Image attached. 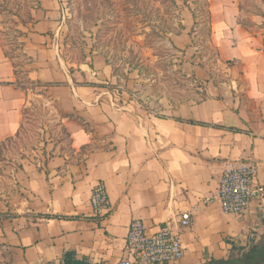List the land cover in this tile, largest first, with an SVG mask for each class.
Listing matches in <instances>:
<instances>
[{
    "label": "crops",
    "instance_id": "obj_1",
    "mask_svg": "<svg viewBox=\"0 0 264 264\" xmlns=\"http://www.w3.org/2000/svg\"><path fill=\"white\" fill-rule=\"evenodd\" d=\"M208 1L209 42L224 77L217 79L198 57L192 45L195 17L184 0H176L183 28L169 38L181 54L177 69L200 98L181 102L165 116L131 97L136 80L121 84L100 51L89 49L85 60L70 63L57 35L60 1L38 0L23 39V51L31 57L28 77L51 84L47 100L63 114L81 116L92 132L65 120L76 153L55 155L46 164L28 161L15 172L35 213L71 217L0 219V264H59L66 251L94 264H116L126 255L135 219H142L149 233L167 223L179 232L185 255L177 264L228 258L234 246H248L264 234V201L253 202L240 216L206 201L217 193L230 160L255 163L264 185V36L240 22V0ZM16 81L0 39V143L14 136L23 120L28 94ZM89 144L95 149L79 158L78 151ZM46 148L51 152L54 146ZM99 182L111 210L105 218L94 217L91 205ZM185 211L192 224L181 229L177 221Z\"/></svg>",
    "mask_w": 264,
    "mask_h": 264
},
{
    "label": "rangeland",
    "instance_id": "obj_2",
    "mask_svg": "<svg viewBox=\"0 0 264 264\" xmlns=\"http://www.w3.org/2000/svg\"><path fill=\"white\" fill-rule=\"evenodd\" d=\"M59 1L57 16L61 21L57 27L58 41L70 63L85 60V51L89 49L100 51L122 81L121 84L128 79L136 80L131 97L159 115H169L170 110L187 99L200 98L191 81L177 69V56L181 54L173 49L168 36L153 33L162 22L169 24L179 18L172 13L173 7L169 4L163 5L155 0ZM200 4L197 0L190 1L191 8L202 17L199 18L192 45L198 48L197 54L203 63L213 67L217 79H222L224 65L217 60L216 48L209 42L207 8L199 9ZM38 6V0H0V39L17 65L20 80L25 86L31 84L25 73L28 56L22 52V45ZM240 9V22L252 33L264 36V0H240ZM153 26L156 27L154 31ZM42 89L28 91L26 106L31 111H28L25 120L22 140V146L28 149L25 151L26 158L20 159L21 151L11 146L4 154L10 161L0 163L3 172L0 174V219L42 215L32 210L27 202L29 193L23 191L14 179L15 172L19 170L17 164L28 161L41 164L44 162L42 149H47V144L57 146L56 151H59L67 143L66 140L58 142L63 135L56 127L57 111L49 100L38 94ZM100 145V142L95 143V147ZM66 154L74 155L70 151ZM78 154L79 158L84 156L83 153Z\"/></svg>",
    "mask_w": 264,
    "mask_h": 264
},
{
    "label": "built area",
    "instance_id": "obj_3",
    "mask_svg": "<svg viewBox=\"0 0 264 264\" xmlns=\"http://www.w3.org/2000/svg\"><path fill=\"white\" fill-rule=\"evenodd\" d=\"M257 200L264 201V185L257 180V165L238 159L226 162L217 193L206 201H217L224 212L240 216ZM91 205L94 215H103L110 210L105 186L101 182L92 190ZM177 224L181 229L189 228L192 214L182 212ZM184 255L181 236L171 224L149 233L143 220L135 219L129 228L126 255L116 264H177Z\"/></svg>",
    "mask_w": 264,
    "mask_h": 264
},
{
    "label": "trees",
    "instance_id": "obj_4",
    "mask_svg": "<svg viewBox=\"0 0 264 264\" xmlns=\"http://www.w3.org/2000/svg\"><path fill=\"white\" fill-rule=\"evenodd\" d=\"M155 1H157L163 5L169 4L170 7H173V9L171 10L172 13L179 17L177 19L176 18L173 19V21L170 22L169 24L166 22H162V25L158 29L155 26H153V31H154V28H156V30H155L156 32H153V33H156V34L163 33V34L167 35L168 39H169V43H171L169 36L171 34L180 33L182 28H183V26L181 24V20H180V15H181L180 7L178 6L176 0H155ZM190 1L191 0H184V4L188 7H190V9L192 10L193 16L195 17L196 25H199V18L202 19V17L199 16L193 8H191ZM197 1L201 2V4L198 5L199 9L202 7L207 8L206 19L209 20V33H208V35H210L211 11L209 8V1L208 0H197ZM173 49L178 50L174 46H173ZM22 52L24 53L23 45H22ZM6 55L9 57V59L11 61H13L7 52H6ZM24 55H27V54L24 53ZM27 58H28V63H29L31 61V57L28 56ZM13 64L15 66V73L17 75V81L15 83V86H17L19 89H22L23 91L27 92V94H28V91L30 89L34 91L38 88H43L38 94H40L44 99H48V95L46 94V90H47L48 86L51 84H43L40 81H35V80L30 79L28 77V70L26 69L25 73L28 77V81L31 84V86L23 85L21 80H20V77H19L17 65L14 63V61H13ZM32 105H34V103H32ZM53 107L57 111V115H58V118H57L58 123H57L56 127H58L60 129V131L63 135V138L59 139L58 142L62 141L64 143V140H66L67 143L65 145V148H61L59 151H56L57 146H55L51 152H48L47 149L43 148L42 150H43V154L45 157V159H44L45 164L48 162V159L50 157H53L55 155L63 156L64 154H66V151H70V153H72V154L76 153V150L72 147L71 134L67 130V127H66L65 122H64L65 120L77 121L79 124H81L85 128V130L92 132V130L90 129L91 126H90L89 122L85 121L81 116H77V115L72 114V113L63 114L55 107V105H53ZM35 109H37L36 106H35ZM28 111H31V110L25 105L23 110H22L23 120L21 122V125L19 127L18 132L14 136L8 137L0 143V163L10 161V159L8 160L7 158H5L4 154H5L6 150L9 149L11 146H14L15 149L21 151L19 153L20 159L26 158L25 151L28 149H27V147L22 146V140L25 136L24 128H25V120L27 119V117L29 115ZM36 113H38V112L36 111ZM53 118L55 119L56 116H53ZM182 120H185L187 122L194 123V124H204L203 122L193 120V119H182ZM45 141L46 140H44V143L46 144ZM32 149H34V148H32ZM94 149H95L94 146L92 144H89V145L83 146L78 151V153L87 154L89 151H93ZM17 166L20 169L23 167V164L20 162L19 164H17ZM40 168L42 169V166H40ZM2 173H3L2 168L0 167V174H2ZM110 213H111V210H108L103 215H94V217L105 218ZM41 214L46 215L48 217L59 218V219H66V218L71 217L68 215H61V214H43V213H41ZM59 264H94V263H92L91 261H89L85 257H79L75 251H66L63 254V258ZM201 264H264V234L258 240L253 239L248 246H244V247L234 246L233 250L230 253L228 258H220V259L211 258L210 260H208L204 263H201Z\"/></svg>",
    "mask_w": 264,
    "mask_h": 264
}]
</instances>
